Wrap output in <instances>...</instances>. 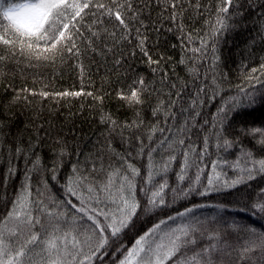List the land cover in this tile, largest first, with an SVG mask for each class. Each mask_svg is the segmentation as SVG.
<instances>
[{"label": "snow or ice", "instance_id": "obj_1", "mask_svg": "<svg viewBox=\"0 0 264 264\" xmlns=\"http://www.w3.org/2000/svg\"><path fill=\"white\" fill-rule=\"evenodd\" d=\"M155 2L161 7L162 13H167L162 19L170 20L184 34L178 38L182 39L185 50L191 51L195 57H190L192 64L186 65L194 81L200 77L196 62L203 60L207 64L203 82L197 87L187 108L183 106L181 91L163 93L168 97L167 101L159 98L163 87L169 85V74L161 66V60L154 59L146 47L145 31L149 24L143 16L153 0H23L21 3L8 4L7 7L0 0V45L5 46L11 57H23L28 67L55 64L58 58L65 62L66 54L76 57L83 88L86 68L80 62L82 56L89 53L107 55L123 42L132 44L135 40V47L147 58L148 65H156L152 68L153 73L163 72L160 88L139 76L134 77L126 87L121 86L116 90V98L123 102L121 106L132 113L130 120H121L115 114L105 111V97L111 93L103 85L96 92H37L26 86L17 90L11 104L21 100L28 101V96L37 95L42 100L49 96L91 97L99 110V122L106 126L109 137L114 139L119 136L122 144H131L134 136L138 147L135 153L130 148L119 152L109 139L107 147L102 145V150L86 162L85 167L90 164L87 172L77 164L72 166L71 173L62 185L65 191L63 200L57 201L50 195L46 179L40 181L44 190L38 187L34 197V174L49 171L52 180L57 181L66 154L59 134L55 140L59 151L53 149L52 165L46 168L42 146L51 137V129L45 128L42 123L29 122L13 133L10 124L0 119V145L6 144L8 137H12L13 144L9 146V152L17 159L23 157L25 163L30 164L25 169L24 179L10 201V206L5 202L4 212L0 215V264H94V260H103L110 251L114 260L117 255L122 257L116 264H228L234 253L238 255L236 264H245L246 261L264 264V231L258 232L254 227L233 224L229 226L231 231L217 229L209 232L201 222H193L190 215L194 212L193 207L177 212L175 216L160 219L138 235L130 247L125 242L126 236L134 233L142 220L163 213L178 200L192 195L206 196L210 192L227 191L264 177V128L239 127L233 130V120L237 115L255 110L257 104L264 106V87H256V84L264 86V62L259 69L252 68L246 77L249 82L255 81V84L237 86L236 94L223 99V103L212 114L211 121L204 120V125H208L207 129L204 125H199L205 133L203 147L198 151L196 145H186V138L190 140L192 130L198 127L197 118L201 116L198 109L219 96L228 79L227 73L220 71L223 63L220 38L228 30L244 23L246 14L257 10V0H216L214 20L205 21L209 31L198 38L199 46L191 47L183 43L185 39L189 42L194 39L190 33L185 32L183 18L188 9L203 14L200 10L206 6L201 0ZM141 3L143 8L140 7ZM258 7L264 9V4H259ZM260 15L264 19V12ZM89 16L90 22L85 19ZM160 20L161 17H158L153 23H159ZM154 30L161 31L160 27ZM172 30V27L167 29ZM132 54L135 55V52ZM8 59V56L0 54V64ZM33 61L37 63L34 64ZM19 62L17 59V63ZM180 63L185 64V59L182 58ZM115 64L120 66L121 59L116 58ZM3 74L0 69V75ZM170 87L175 89V83ZM24 93L27 95H23ZM152 96L158 97L152 109L153 117L163 113L165 121L175 120L176 113L172 109L177 106L182 112H188L189 116L178 127V138L164 136L155 147H150L145 152L146 146L139 133L145 124L142 115L144 105L149 103ZM165 130L158 124L148 127L149 144L153 142L157 132L163 133ZM245 137L255 141V149L244 146ZM165 144L166 150L171 154L156 163L153 153ZM177 145L183 150V163L176 173L177 185L170 187L166 177L172 162L176 160ZM210 145L218 153H230L232 149L239 148V154L231 162L219 156L212 160L211 171L206 177L207 183L203 184L205 158L209 154ZM258 152L262 154L258 155ZM145 154L148 164L146 174L142 176L141 170L130 158ZM116 161L119 163H115ZM193 168L195 175L190 176L189 171ZM226 168L232 169L236 173L235 177H229ZM93 173L97 175L93 176ZM16 174L17 168L10 158L3 178L5 189ZM138 178L142 180V184L138 183ZM70 197H75L79 203ZM4 199L0 197V200ZM69 206L74 210L71 216ZM252 208L255 210L253 215L260 213L264 218V189ZM177 219L180 223L168 226L169 221ZM241 232L247 233L242 237V243L240 239L233 243L232 233L239 236ZM202 240L209 242L200 246Z\"/></svg>", "mask_w": 264, "mask_h": 264}, {"label": "trees", "instance_id": "obj_2", "mask_svg": "<svg viewBox=\"0 0 264 264\" xmlns=\"http://www.w3.org/2000/svg\"><path fill=\"white\" fill-rule=\"evenodd\" d=\"M21 2L23 0H3L5 7L8 4ZM201 3L206 6L200 10L203 14H198L193 9H188L183 18L185 32L190 33L194 38L192 42L186 39L183 40V43L188 44L189 47L199 46L198 38L204 36L209 31V26L205 21L214 20L215 18L214 9L216 0H201ZM259 4H264V0H257V10L246 14L244 23L228 30L220 38V51L223 61L220 71L227 73L228 79L224 82V90L220 95L206 102L198 109L201 112V116L197 118L198 127L192 130L190 140L186 138V145L192 143L197 146L198 151L203 147V137L205 134L199 128V125H204L205 119L211 121L212 114L223 103V99L236 94L238 91L237 86L247 87L249 83H256L255 81L249 82L246 77L252 68L259 69L260 64L264 62V19L260 15L261 12H264V9H259ZM140 7L143 8L142 3ZM185 7H187V4H185ZM166 15L167 13L161 12V7L156 4L155 0H153L149 9H145L143 18L149 24V27L145 31V36L147 37L146 47L154 59L161 60V66L169 74V85L163 87L159 98L167 101L168 97L163 93L167 91H172L173 93L181 91L183 106L187 108L191 97L195 95L197 87L203 82L207 71V64L203 60L196 62V67L200 71V77L194 81L193 76L189 75L186 65H191L192 59H195V57L191 51L185 50L182 46V39L178 38L183 37L184 34L180 33L170 20L162 19ZM158 17H161L160 22L153 23ZM85 19L89 22L91 21L90 16ZM156 27H160L161 31H155ZM169 27H172L173 30L167 31ZM117 35L119 36L120 33ZM135 43V40H133L132 44L125 41L121 46L107 55L89 53L82 56L80 62L86 68L83 78V88L81 72L80 68L77 67L78 61L76 57L66 54L65 62H61L58 58L55 64L45 63L36 67H28L23 57H11L5 46L0 45V54L9 57L3 64H0V69L4 72L3 75H0V119L10 124L13 133L18 128H23L29 122L42 123L45 128L51 129V137L47 138L45 145L42 146L46 168L52 165L53 149L59 151V148L55 144L57 134H59V139L62 141L61 146L66 151L62 167L57 176L58 182L52 180V174L49 171L34 174L32 181L34 197L36 196V189L38 187L44 190L40 181L41 179H46L51 190L50 195L55 197L57 201L63 200L65 191L62 185L71 173L72 166L77 164L78 167L84 168L85 172H87L90 164H88V167H85L86 162L93 159L102 150V145L107 147L109 139L112 140L113 145L119 152H124L130 148L135 153L138 144L134 136L132 137L131 144H122L119 136H116L114 139L109 137L106 126L99 122V110L95 106L96 102L91 97L85 95L79 97L49 96L46 100H42L37 95L28 96V101H31V103L21 100L16 104H11L10 102L17 94V90L26 86L30 89H35L37 92L40 90L51 93H61L64 91L96 92L103 85L104 89L111 93V95L105 97V111L115 114L121 120L126 118L130 120L132 113L127 108L121 106L123 102L116 98V90L121 86L126 87L134 77L139 76L144 77L154 87L160 88V77L163 75V72L153 73L152 68H155L156 65L151 67L148 65L147 58L135 47ZM99 46L103 47L102 45ZM133 52H135V55L132 54ZM190 57L192 59H189ZM116 58L121 59L120 66L115 64ZM182 58L185 59V64L180 63ZM17 59H19V63H17ZM32 63L36 64L37 62L33 61ZM172 83H175V89L170 87ZM256 87L261 88L264 86L256 84ZM23 95L27 94L24 93ZM209 95H211V92H209ZM157 99L158 97L152 96L149 103L144 105L142 115L145 124L139 134L144 140V145L146 146L145 152H147L148 148L155 147L164 136L172 139L178 138L180 133L177 132V129L189 116L188 112H182L180 107L177 106L175 109H172L176 113L175 120L169 119L165 121L163 113L153 117L152 109L155 107ZM173 99H175V96H173ZM156 124L166 130L163 133L157 132L153 138V142L149 144L147 140V128ZM207 127L208 125H204L205 129ZM239 127L245 129L264 128V106L257 104L255 110H248L237 115L233 120V130ZM168 129H171V131H168ZM12 144V137H8L7 143L0 145V155H2V158H0V197L5 198L4 200H0V215L4 212L5 202H8L10 206V201L14 198L16 191L20 188L24 179L26 167H30V164L25 163L23 157L17 159L9 152V146ZM243 144L246 147L256 148L255 141L250 137H245ZM166 149L167 144L161 146L153 153V159L156 163H160L171 154ZM182 151L179 145H177V151L175 152L176 160L172 162L171 170L167 173L166 177L170 187H175L178 183L176 173L179 172L180 165L183 163ZM238 154L239 148L232 149L230 153H218L217 149L210 145L209 154L205 158V173L202 176V183H207L206 177L208 172L211 171L212 160L217 159L219 156L221 159L226 158L231 162ZM259 154L262 153L258 152ZM10 158L17 168V174L9 182L7 189H5L3 178ZM130 159L141 170L142 176L146 174L148 164L146 154ZM107 163L108 158L106 156L105 165ZM115 163L118 164L119 161ZM226 171L229 177H235L236 173L232 169L226 168ZM96 175V173H93V176ZM189 175H195L194 168L190 169ZM138 183L142 184L140 178H138ZM262 189H264V177H258L234 189L210 192L206 196L192 195L187 199L178 200L163 213L142 220L135 232L129 233L126 236L125 242L130 247L134 239L152 227L154 223H157L160 219H166L169 215L175 216L177 212L184 211L189 207L194 208V212L190 214L193 222H201L202 226L206 227L209 232L217 229L231 231L229 226L233 224L254 227L258 232L264 231V218H262L260 213L253 215L255 210L252 208V204L261 196ZM70 198L74 202L79 203L75 197ZM196 205H204V207H195ZM72 214H74V210H71L69 206V216ZM178 223H180L179 219L169 221L168 226H175ZM245 235H247L245 232H241L239 236L236 233H232L233 243H236L238 239L242 243V237ZM208 242L207 240H202L200 246ZM120 258L122 257L117 255L114 260L110 251L108 255L104 256L103 260H94V264H116V261ZM225 259L227 260V258ZM237 259L238 255L234 253L233 259L229 260L228 264H236ZM245 264H251V262L246 261Z\"/></svg>", "mask_w": 264, "mask_h": 264}]
</instances>
